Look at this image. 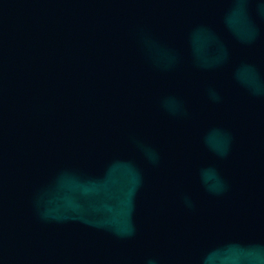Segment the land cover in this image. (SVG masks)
<instances>
[{
    "label": "water",
    "instance_id": "obj_1",
    "mask_svg": "<svg viewBox=\"0 0 264 264\" xmlns=\"http://www.w3.org/2000/svg\"><path fill=\"white\" fill-rule=\"evenodd\" d=\"M0 264H264V0H0Z\"/></svg>",
    "mask_w": 264,
    "mask_h": 264
}]
</instances>
